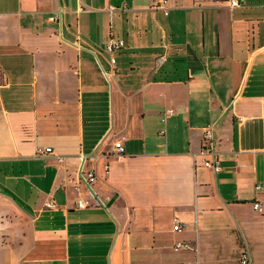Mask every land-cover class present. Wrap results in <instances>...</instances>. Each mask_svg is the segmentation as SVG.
<instances>
[{"label":"crops","instance_id":"0c3cea01","mask_svg":"<svg viewBox=\"0 0 264 264\" xmlns=\"http://www.w3.org/2000/svg\"><path fill=\"white\" fill-rule=\"evenodd\" d=\"M256 183L264 0H0V264H264Z\"/></svg>","mask_w":264,"mask_h":264},{"label":"built area","instance_id":"2783aa9c","mask_svg":"<svg viewBox=\"0 0 264 264\" xmlns=\"http://www.w3.org/2000/svg\"><path fill=\"white\" fill-rule=\"evenodd\" d=\"M165 1V0H162ZM244 2V0H228V4L231 7L234 6H239ZM123 40L116 38V39H110L104 44V49L109 52L113 53L116 49L120 48L123 46ZM111 63L115 62V57L111 56L110 58ZM114 148L117 153H122L124 151V146L121 140H117L114 142ZM45 151H51V147H46ZM201 151L206 153L208 155V158L203 161V165L205 167H209L213 170H218L220 165L217 157V151L215 150L214 147V132H213V127L209 126L205 128L203 137H202V145H201ZM84 158V157H83ZM95 180V173L92 169H83L82 167L79 170L78 174V181L80 183H83L84 185L87 186L88 192L90 196H92L93 189H92V184ZM264 187V183H256L255 184V190H260ZM47 206H53V202H46ZM91 205L89 202V198L85 199H79L77 201V206L78 207H87ZM253 208L254 209H259V203L258 202H252ZM179 224L176 222L173 225V229L177 230L179 229ZM175 247L180 248V247H187V245L181 241H177L175 243ZM249 263V255L247 251H244L241 255L240 258V264H248ZM185 264V263H181Z\"/></svg>","mask_w":264,"mask_h":264}]
</instances>
